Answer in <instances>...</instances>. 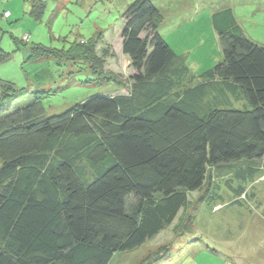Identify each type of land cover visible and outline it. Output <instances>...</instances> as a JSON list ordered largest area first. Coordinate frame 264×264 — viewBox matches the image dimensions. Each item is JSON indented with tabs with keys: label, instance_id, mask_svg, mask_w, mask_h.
Segmentation results:
<instances>
[{
	"label": "trees",
	"instance_id": "obj_1",
	"mask_svg": "<svg viewBox=\"0 0 264 264\" xmlns=\"http://www.w3.org/2000/svg\"><path fill=\"white\" fill-rule=\"evenodd\" d=\"M45 11L31 0V17L41 21ZM122 18L128 82L104 70L103 34L68 52L35 44L31 55L84 60L119 85L114 93L47 116L39 96L10 111L23 93L2 84L0 264H109L173 226L206 183L227 175L247 197L263 170L264 47L232 9L211 17L223 59L197 81L159 33L164 17L151 0L130 3ZM8 59L2 50L0 64ZM168 253L161 246L140 264Z\"/></svg>",
	"mask_w": 264,
	"mask_h": 264
},
{
	"label": "rangeland",
	"instance_id": "obj_2",
	"mask_svg": "<svg viewBox=\"0 0 264 264\" xmlns=\"http://www.w3.org/2000/svg\"><path fill=\"white\" fill-rule=\"evenodd\" d=\"M42 1L46 11L37 21L29 15L31 0H0V53L9 54L0 64V95L6 83L23 93L10 111L39 96L47 116H53L120 88L93 73L84 60L32 58L35 44L68 52L76 41L103 34L105 40L97 51L102 56L105 48L109 50L104 70L128 82L133 71L122 52V16L135 0ZM151 1L164 17L159 33L183 57L189 76L196 81L223 59L211 20L218 10L232 9L246 36L264 47V0ZM6 12L9 18L4 17ZM256 163L263 170L247 185V197L229 188L227 183L235 188L237 184L227 175L206 183L190 194L189 206L173 226L141 247L116 253L109 264H140L161 246H168L169 253L154 264H264V159ZM175 226L180 228L176 231ZM187 227L191 229L182 232Z\"/></svg>",
	"mask_w": 264,
	"mask_h": 264
},
{
	"label": "built area",
	"instance_id": "obj_3",
	"mask_svg": "<svg viewBox=\"0 0 264 264\" xmlns=\"http://www.w3.org/2000/svg\"><path fill=\"white\" fill-rule=\"evenodd\" d=\"M9 14H6V16H8Z\"/></svg>",
	"mask_w": 264,
	"mask_h": 264
}]
</instances>
